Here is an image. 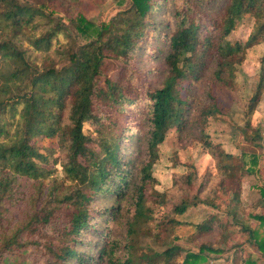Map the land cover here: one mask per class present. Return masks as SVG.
Masks as SVG:
<instances>
[{
    "label": "trees",
    "instance_id": "1",
    "mask_svg": "<svg viewBox=\"0 0 264 264\" xmlns=\"http://www.w3.org/2000/svg\"><path fill=\"white\" fill-rule=\"evenodd\" d=\"M167 1L130 0L99 24L79 13L72 21L77 32H69L68 22L55 12L56 0H0V230L7 225L5 205L15 200L18 177L37 183L25 220L0 234V259L4 252L40 244L34 236H40L52 254V264H173L182 252L186 263L196 264L225 249L204 242L193 252L166 239L160 248L148 246L138 254L134 235L152 216L147 200L156 181L158 146L171 126H185L193 106L183 94L185 83L198 80L212 63L211 81L234 85L245 49L264 40V0H169L173 28L156 16ZM246 16L254 19L253 31L244 43H231L227 37ZM40 25L48 27L39 29ZM60 34L68 40L52 56ZM156 39L162 45L153 48ZM142 51L163 62L165 74L157 87L144 79L137 89L132 84L134 73L140 71L133 58ZM33 52L46 53L48 62L37 63ZM253 88L245 135L264 146V128L250 123L264 90V52ZM207 94L214 101L211 90ZM213 105L199 110L202 131L216 111ZM131 107L142 111V128L134 126L139 121L129 113ZM85 123L92 132L84 131ZM136 134V146H126ZM46 139H56L63 148L61 177L49 164L51 158L59 162L55 148L41 144ZM216 155L223 174L220 183L204 196L198 191L182 197L171 214H184L199 203L223 208L224 224L236 221L247 241L264 255V207L253 214L255 225L238 218L240 180L249 169L225 162L232 154L221 150ZM194 174L175 181L182 179L187 189L197 179ZM101 196L105 201L97 206ZM125 199L130 201L122 204ZM156 203L163 204L164 198ZM125 211L127 230L117 233L115 219ZM171 214L167 224L176 223ZM195 227L200 233L210 231L213 220Z\"/></svg>",
    "mask_w": 264,
    "mask_h": 264
},
{
    "label": "rangeland",
    "instance_id": "2",
    "mask_svg": "<svg viewBox=\"0 0 264 264\" xmlns=\"http://www.w3.org/2000/svg\"><path fill=\"white\" fill-rule=\"evenodd\" d=\"M56 1L58 4L55 5L57 8L55 12L68 22L69 32L76 31L72 21H75L79 13L99 24L130 3V0ZM170 7L171 3L168 0L156 16L159 21H168L171 24L170 28H173L175 22ZM70 16H72V20ZM40 26L39 29L48 27ZM254 26V19L246 16L245 19L237 22L227 40L233 44L238 41L244 43L249 38ZM151 37L152 31L149 32V38ZM161 39L152 41V47L161 46ZM66 40L68 38L65 34L59 35V40H56L52 46V56L55 55L56 48ZM23 44L24 47L28 46V41H24ZM263 52L264 40L245 49L243 61L236 66L233 86L211 81L214 70L212 63L198 80L185 83L187 90H184L183 94L189 95L193 106L187 111L185 126L182 129H179L178 126H171L165 139L158 146L159 158L153 166V175L156 177V181L150 187L147 200V206L151 208L152 216L139 227L134 235L135 251L138 254L148 246L155 249L160 248L161 243L166 239L170 242L177 240L190 247L193 252H198L202 243L213 242L217 247L220 246L225 249L221 252L209 253V258L206 261H200L196 264H251V262L264 264L263 253L247 241V234L241 230L240 225H235L236 221H231L232 224L228 226L224 224L227 217L223 208L199 203L189 207L184 214H171L173 206L182 197L198 191H200L201 196H204L220 183L223 174L216 152L222 150L233 155V158H228L225 162H232L234 165L241 163L245 165L246 169H249L240 180L238 218L244 224L251 226L256 224L252 216L261 213L264 207L262 192L264 185V146L248 140L245 129L249 119L247 115L248 104L253 95L254 82L259 72ZM31 56L39 64L48 62L44 52H33ZM132 64L135 67L138 66L140 70L134 73L135 77L132 80L136 89L143 79L152 87H157L162 83L165 73L161 59L149 58L142 51L134 56ZM156 67H159L160 71ZM209 90L215 97L214 101L207 94ZM210 103L212 105L214 103L213 106L216 107V111L207 117L202 131L197 121V115L202 107ZM141 112L138 107H131L129 111L139 121L134 126L140 128H142L141 116L139 115ZM250 123L253 127L264 128V90L260 101L250 116ZM83 129L86 133L93 131L92 126L87 123L84 124ZM248 131L251 132V130ZM139 138L138 134L134 135V142L126 146L135 147ZM41 144L55 148L54 158L57 157L59 162L54 164V159L51 158L49 164L57 167L56 175L61 177L63 172L60 161L64 154L63 148L56 139H46L41 141ZM191 172H195L194 176L197 175V179L191 187L186 189L182 179L176 183L177 178L186 176ZM186 177L183 179L185 180ZM17 182L19 188L15 190V200L5 205L8 211L4 215L6 219L4 222L7 225L5 229L0 230L1 235H6L11 228L24 221L30 213L32 205H34L33 197L37 195V183L27 176L18 177ZM180 184H183L184 187ZM160 198H164L163 204L156 203V201H160ZM104 201L103 196H101L96 201V205L98 206ZM128 201L130 199H125L122 204ZM106 204H111V202L106 201ZM168 214L174 216L176 223L167 224ZM127 217L128 212L125 211L122 217L115 219V232L121 233L127 230ZM205 220H213V227L210 231L200 233L195 226ZM119 222L121 225H118ZM50 230L49 228L47 232ZM93 234L91 235L93 236ZM24 236L26 237V235ZM34 240H40V244L33 243L26 247L4 252L0 264H52V254L44 246L40 236H34ZM94 248L98 249L97 246ZM185 256L186 252H182L173 264H189L185 262Z\"/></svg>",
    "mask_w": 264,
    "mask_h": 264
}]
</instances>
